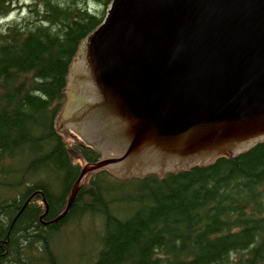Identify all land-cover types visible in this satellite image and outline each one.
Instances as JSON below:
<instances>
[{
	"label": "trees",
	"instance_id": "16d2710c",
	"mask_svg": "<svg viewBox=\"0 0 264 264\" xmlns=\"http://www.w3.org/2000/svg\"><path fill=\"white\" fill-rule=\"evenodd\" d=\"M24 1L0 0V264H264V143L161 177L101 171L52 223L80 162L99 157L56 119L69 66L111 0H31L8 21Z\"/></svg>",
	"mask_w": 264,
	"mask_h": 264
},
{
	"label": "water",
	"instance_id": "95a60500",
	"mask_svg": "<svg viewBox=\"0 0 264 264\" xmlns=\"http://www.w3.org/2000/svg\"><path fill=\"white\" fill-rule=\"evenodd\" d=\"M57 123L99 153L86 179L207 167L264 143V0H111L81 43Z\"/></svg>",
	"mask_w": 264,
	"mask_h": 264
},
{
	"label": "rangeland",
	"instance_id": "374dc122",
	"mask_svg": "<svg viewBox=\"0 0 264 264\" xmlns=\"http://www.w3.org/2000/svg\"><path fill=\"white\" fill-rule=\"evenodd\" d=\"M31 3V0H25L24 2H21L20 6L21 8L19 10H15L10 14V17L8 18V21L17 17H20L21 15H27L28 14V9L27 5ZM4 20H1L0 23H3ZM66 236V235H65ZM56 242V241H55ZM54 242V243H55ZM60 246L59 249L61 250L62 256L61 258L63 259V252L64 256L66 258V261H70L72 254L74 253L75 246H76V240L73 237H67L65 240L62 241V239H59ZM62 245H63V252H62Z\"/></svg>",
	"mask_w": 264,
	"mask_h": 264
},
{
	"label": "bare ground",
	"instance_id": "6f19581e",
	"mask_svg": "<svg viewBox=\"0 0 264 264\" xmlns=\"http://www.w3.org/2000/svg\"><path fill=\"white\" fill-rule=\"evenodd\" d=\"M37 181V180H36ZM48 181V180H47ZM44 193V192H43ZM37 202V201H36Z\"/></svg>",
	"mask_w": 264,
	"mask_h": 264
}]
</instances>
